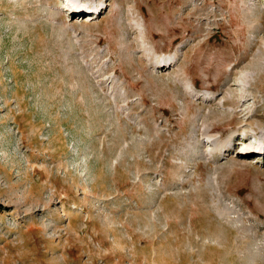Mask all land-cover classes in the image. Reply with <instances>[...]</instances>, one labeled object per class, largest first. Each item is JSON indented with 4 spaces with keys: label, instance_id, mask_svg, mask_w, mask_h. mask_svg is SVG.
I'll list each match as a JSON object with an SVG mask.
<instances>
[{
    "label": "rangeland",
    "instance_id": "374dc122",
    "mask_svg": "<svg viewBox=\"0 0 264 264\" xmlns=\"http://www.w3.org/2000/svg\"><path fill=\"white\" fill-rule=\"evenodd\" d=\"M263 138L264 0H0V264H264Z\"/></svg>",
    "mask_w": 264,
    "mask_h": 264
},
{
    "label": "bare ground",
    "instance_id": "6f19581e",
    "mask_svg": "<svg viewBox=\"0 0 264 264\" xmlns=\"http://www.w3.org/2000/svg\"><path fill=\"white\" fill-rule=\"evenodd\" d=\"M59 1V0H58ZM71 4H73V3H70V6H69V12H70V16H72L73 18H79L80 16H82L83 14H84V12L86 13L85 15H88V17H89V15H94L93 17H91V18H95V17H97V16H100L101 14H104L106 11H107V8H108V6L106 5V3L104 2V3H102L101 5H99V6H88V7H85L83 4H77V5H72L71 6ZM61 8H63V7H61ZM64 8H66V6H64ZM63 8V9H64ZM85 10V11H84ZM71 12H72V15H71ZM84 15V16H85ZM79 16V17H78ZM73 25V24H72ZM166 64H163V63H161L160 64V66L159 67H161V66H169V64L170 63H167V62H165ZM171 65V64H170ZM241 128V127H240ZM243 128V127H242ZM256 135L257 136H260L259 134H257L256 133ZM263 136V135H262ZM236 138H242L241 140L239 139V141H240V143H249V139H250V137L249 136H245V137H235V139H233V141L234 140H236ZM260 139V138H259ZM232 141V142H233ZM257 145H255V144H251L250 145V147H247V150H245V151H243V152H241L240 154H242V153H245V156H251V155H255V154H260L261 156H264V138L263 139H261V140H259V141H257ZM224 144V143H223ZM229 144V143H228ZM228 144H225L224 146H222V147H229L228 146ZM258 146V147H257ZM260 155H258V156H260ZM258 158V157H257ZM247 235V234H246ZM259 237H260V235H259ZM253 238V237H252ZM254 239V238H253ZM252 244H253V242H252ZM253 246V245H252ZM257 246H259V245H257ZM258 249H260V248H258ZM254 250V249H253ZM250 255V254H249ZM255 256V255H254ZM253 256V257H254ZM257 257V256H256ZM259 257V256H258ZM257 257V258H258Z\"/></svg>",
    "mask_w": 264,
    "mask_h": 264
}]
</instances>
